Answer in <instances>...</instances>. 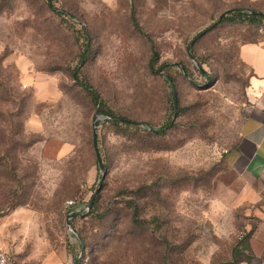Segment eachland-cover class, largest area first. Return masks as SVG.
Here are the masks:
<instances>
[{
  "label": "rangeland",
  "instance_id": "374dc122",
  "mask_svg": "<svg viewBox=\"0 0 264 264\" xmlns=\"http://www.w3.org/2000/svg\"><path fill=\"white\" fill-rule=\"evenodd\" d=\"M49 2L61 14L46 0H0V249L11 264H73L82 245L76 264L245 259L241 244L264 197L225 149L249 100L238 49L254 29L219 21L222 0ZM85 41L91 55L79 79L121 116L162 131L95 121L101 217L86 214L101 176L96 107L67 70ZM135 210L144 229L129 222Z\"/></svg>",
  "mask_w": 264,
  "mask_h": 264
},
{
  "label": "crops",
  "instance_id": "0c3cea01",
  "mask_svg": "<svg viewBox=\"0 0 264 264\" xmlns=\"http://www.w3.org/2000/svg\"><path fill=\"white\" fill-rule=\"evenodd\" d=\"M226 10L234 8L264 12V0H222ZM240 60L249 67V100L236 136L225 149L228 163L250 179L264 197V36L257 42L239 44ZM245 259L238 264H264V214L242 241Z\"/></svg>",
  "mask_w": 264,
  "mask_h": 264
},
{
  "label": "trees",
  "instance_id": "16d2710c",
  "mask_svg": "<svg viewBox=\"0 0 264 264\" xmlns=\"http://www.w3.org/2000/svg\"><path fill=\"white\" fill-rule=\"evenodd\" d=\"M46 4L48 6H50V8L55 13L61 14L60 11H58L55 7H53V5L50 4L49 0H46ZM0 8H1V5H0ZM223 20H226L229 22H243L248 27H252L254 29L253 38L247 39L243 42H247V41L257 42V41H260L264 36V12H259V11H255L252 9L234 8V9L226 11L225 14L222 16V18L219 21H223ZM209 27L210 26H208L206 28V30H208ZM259 29H261L260 33L258 32ZM84 37L86 40H89V38H90L87 35V33H85ZM191 46H192V44H191ZM191 46H190V48H191ZM149 50H150V57L148 60V66L151 68L152 65L154 64L155 60H156V52L154 51L153 44L151 41H149ZM90 55H91V49L89 47V43L87 41H85L84 42V49H82L81 53L79 54V59L77 61V65L74 68H68L67 69L68 73L70 74L71 78L73 80H75V82L86 93L90 102H92V104L96 107V109H98L99 114L104 115V116H110V115L121 116L120 114L115 112L114 109L111 108V106L106 102V100L103 97H101L99 95L98 91L90 84V82H88V80L86 78H83L82 80L79 79L80 67L88 61ZM168 81H170V79H168ZM191 84L196 85L194 82ZM196 86H199V85H196ZM172 91L173 90H171L170 94H169V101L172 102V107H173V92ZM178 110H179V107H178V103H177V108H176L175 113H177ZM104 122H106L112 126H115V127H119V126L131 127L141 134H149V133L150 134L151 133L152 134H160L162 132V131L157 130V129H151L152 132H150L147 129V127H143V126H139L136 124L127 123V122H121V121L113 119V118H106L104 120ZM169 123L170 122L168 121L165 124L168 125ZM96 142H97V135H96ZM1 145H2V142L0 141V147H1ZM91 145H92V142H91ZM97 148H98V146H97ZM0 164H1V155H0ZM95 200H96V198H95ZM95 200H94L91 208L87 211L86 214H89L93 217L104 216L103 215L104 213H98L97 203ZM129 222L131 223V225L134 228H138V229H144L145 224H146V220L143 218H140L138 216V214L136 213V210L133 211L132 215L129 217Z\"/></svg>",
  "mask_w": 264,
  "mask_h": 264
},
{
  "label": "water",
  "instance_id": "95a60500",
  "mask_svg": "<svg viewBox=\"0 0 264 264\" xmlns=\"http://www.w3.org/2000/svg\"><path fill=\"white\" fill-rule=\"evenodd\" d=\"M194 40H195V39H193V40L188 44V46L186 47L187 54H188V56H189L191 59H193V55H192L191 52H190V46H191V44L194 42ZM159 73H160L161 75H163L161 72H159ZM183 75H184L185 77L188 78L186 72H183ZM190 82L193 83L191 80H190ZM172 92H173V110H174V114H175V112H176V108H177V92H176V89L173 88V91H172ZM106 118H113V119L119 120V121H121V122H127V123H131V124H136V125H140V124H141L139 121H134V120L128 119V118H126V117L117 116V115H110V116H104V115H103V119H106ZM97 119H100V114H99L98 109H96V111H95V117L93 118V120H92V124H91V126H92L91 142H92V149H93L94 154H95V158H96V161H97L98 168H99V170L101 171V176H100V178H99V180H98V182H97V186H96V188L94 189L93 194H92V196H91V199H90V201H89V203H88V205H87V210H89V209L91 208V206H92V204H93V202H94V200H95V198H96V196H97V194H98V192H99V190H100V188H101L102 181H103L104 176H105V170H104V167H103L102 162H101V159H100L99 151H98V148H97V142H96V124H95V121H96ZM78 215H79L78 212H73V213L69 214V215L66 217V220H65L66 225L69 226V220H70L71 218H73V217L78 216ZM76 235H77V234H76ZM77 236H78V235H77ZM82 251H83V245L81 246V250H80V253H79L78 258L74 260L73 264H76V263H77V261H78V259H79V257H80V254L82 253Z\"/></svg>",
  "mask_w": 264,
  "mask_h": 264
},
{
  "label": "built area",
  "instance_id": "2783aa9c",
  "mask_svg": "<svg viewBox=\"0 0 264 264\" xmlns=\"http://www.w3.org/2000/svg\"><path fill=\"white\" fill-rule=\"evenodd\" d=\"M0 264H11V262L9 261V257L1 249H0Z\"/></svg>",
  "mask_w": 264,
  "mask_h": 264
}]
</instances>
